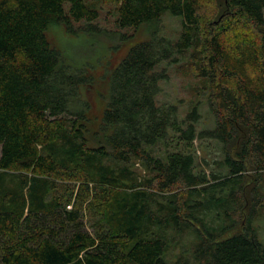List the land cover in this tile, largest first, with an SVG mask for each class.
Wrapping results in <instances>:
<instances>
[{
  "label": "trees",
  "instance_id": "obj_1",
  "mask_svg": "<svg viewBox=\"0 0 264 264\" xmlns=\"http://www.w3.org/2000/svg\"><path fill=\"white\" fill-rule=\"evenodd\" d=\"M109 1L132 34L101 30L86 0H0V264H169L185 229L196 263L175 264H264L254 234L227 236L244 175L264 173V0ZM165 15L180 18L176 40L160 35ZM59 26L128 45L105 94L89 63L74 67L51 41ZM180 60L204 84L210 129L198 132L197 106L182 119L158 102L163 66ZM92 86L105 103L93 118ZM198 139L221 145L219 171L203 169ZM66 181L80 183L74 202Z\"/></svg>",
  "mask_w": 264,
  "mask_h": 264
},
{
  "label": "rangeland",
  "instance_id": "obj_2",
  "mask_svg": "<svg viewBox=\"0 0 264 264\" xmlns=\"http://www.w3.org/2000/svg\"><path fill=\"white\" fill-rule=\"evenodd\" d=\"M86 3L89 6L97 8L99 18L95 24L101 30L107 31V33L118 31L123 34L133 33L132 29L120 30L117 27L118 3L109 0H86ZM83 25V23L75 24L76 28ZM159 29L160 35L176 40L181 30L180 18L170 15L163 16L159 23ZM146 36H148L146 29H141L138 39H144ZM50 38L74 67L81 68L89 63L90 71L88 76L98 79L99 82L97 81L96 89L99 90L98 86H101V91L104 94L106 93L107 85L104 81H101L102 77L107 73L109 67H114V65L121 61L128 50L127 44L114 48L112 46L116 45L113 44V40L106 39V37H94L88 34L74 36L68 34L61 26L51 28ZM182 64L184 63L180 60L178 63L165 64L163 66L166 68L168 75L167 80L161 84L162 92L158 97V102L160 105H176L182 119L188 115L194 106H197L201 116L197 127L198 132L210 129L214 125V120L207 103V95L202 94L204 84L183 71L180 67ZM83 92L92 104L91 117L99 115L103 111L104 98L95 92V87L93 86L89 89H84ZM195 144L199 160L201 162L207 160L209 164L205 165L206 163H203V169L208 174L212 171H219L215 162L222 159L221 145L210 139H198ZM156 149L160 150L158 147ZM244 176V189L248 198L244 199L242 209L234 217L237 220L236 228L231 230L227 236L249 232L250 235L254 234L264 247V200L258 201L254 196L252 197V190L254 188H258L259 192L264 194V173L260 181L257 180L255 171L251 168ZM61 185H63L65 194L71 196L72 202H74L78 196L80 183L66 181ZM92 194H94L93 190ZM91 200L92 196L90 194L85 204L88 205ZM72 207L73 205L71 204L69 209H72ZM85 210L87 214L86 219L89 220L88 222H91L92 218L89 216L88 207ZM87 227L93 232L88 224ZM169 232L175 233L173 230ZM173 233L169 234L170 238L173 236ZM199 243L200 240L193 231L185 229L179 237H176V242L168 251L167 259L169 264H175L180 260H189L192 263H196L194 255Z\"/></svg>",
  "mask_w": 264,
  "mask_h": 264
}]
</instances>
